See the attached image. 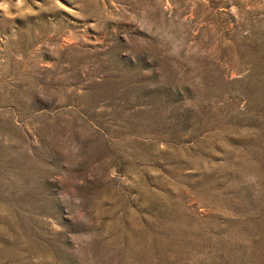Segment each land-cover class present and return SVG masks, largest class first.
Wrapping results in <instances>:
<instances>
[{"label": "rangeland", "instance_id": "1", "mask_svg": "<svg viewBox=\"0 0 264 264\" xmlns=\"http://www.w3.org/2000/svg\"><path fill=\"white\" fill-rule=\"evenodd\" d=\"M0 264H264V0H0Z\"/></svg>", "mask_w": 264, "mask_h": 264}]
</instances>
